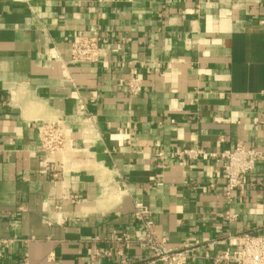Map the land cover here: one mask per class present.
I'll return each instance as SVG.
<instances>
[{
  "label": "crops",
  "instance_id": "1",
  "mask_svg": "<svg viewBox=\"0 0 264 264\" xmlns=\"http://www.w3.org/2000/svg\"><path fill=\"white\" fill-rule=\"evenodd\" d=\"M79 33L104 39L106 67L68 61ZM57 119L70 145L43 152L36 124ZM238 141L264 148V0H0V264H163L136 244L91 257L138 233V204L167 245L197 247L187 264H212L264 233V159L228 202L218 162L170 153Z\"/></svg>",
  "mask_w": 264,
  "mask_h": 264
},
{
  "label": "built area",
  "instance_id": "2",
  "mask_svg": "<svg viewBox=\"0 0 264 264\" xmlns=\"http://www.w3.org/2000/svg\"><path fill=\"white\" fill-rule=\"evenodd\" d=\"M105 46V41L100 35L73 34L68 41V61L82 64H100L102 67H106ZM123 83L126 92L130 96H136L139 93L142 78L130 69ZM78 108L83 110L84 105L79 104ZM36 135L40 150L43 152L61 154L70 145V137L65 125L58 119L38 122L36 124ZM170 155L182 163L203 156L218 162L224 175L223 196L229 202L232 199L233 191L242 185V176L254 168L257 160L264 159V148L256 149L238 141L231 148H225L218 152H207L202 147L192 146L175 148ZM154 156L159 162L158 165L163 166L165 152L156 149ZM62 171L63 168L60 165V172ZM56 175V171L51 173L52 178H55ZM72 201L78 202V196L73 195ZM132 216L137 221L138 233L135 235L127 231L118 233L112 240L110 239L111 242L117 245V249H94L91 257L119 253V249H127L131 244H136L144 249L152 262L187 264L188 261L196 257V246L172 247L167 245L164 237L157 235L152 213L147 206L135 205ZM222 217L228 221H233L235 214L226 210L222 213ZM230 237L233 240L231 249H224L213 255L211 258L212 264H264V233L241 232ZM118 246H121V248Z\"/></svg>",
  "mask_w": 264,
  "mask_h": 264
}]
</instances>
